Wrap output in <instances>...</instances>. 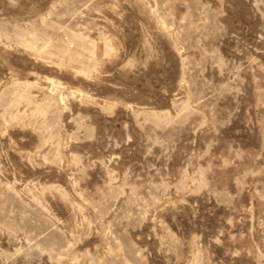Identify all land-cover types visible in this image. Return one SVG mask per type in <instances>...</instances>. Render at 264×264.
I'll use <instances>...</instances> for the list:
<instances>
[{
  "label": "rangeland",
  "instance_id": "1",
  "mask_svg": "<svg viewBox=\"0 0 264 264\" xmlns=\"http://www.w3.org/2000/svg\"><path fill=\"white\" fill-rule=\"evenodd\" d=\"M0 264H264V0H0Z\"/></svg>",
  "mask_w": 264,
  "mask_h": 264
}]
</instances>
